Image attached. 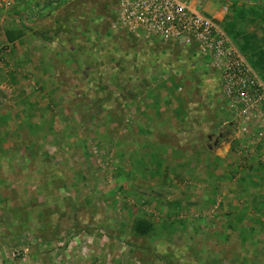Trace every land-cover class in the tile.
I'll use <instances>...</instances> for the list:
<instances>
[{"label": "rangeland", "instance_id": "obj_1", "mask_svg": "<svg viewBox=\"0 0 264 264\" xmlns=\"http://www.w3.org/2000/svg\"><path fill=\"white\" fill-rule=\"evenodd\" d=\"M195 1L196 8L210 17V9L218 11L222 20L213 19L264 81V0ZM16 2L5 22L11 26L10 37L48 35L60 42V48H72L85 39L92 55L81 64L96 69L82 73L88 75L82 80L86 83L90 78L93 84L82 89L80 105L53 103L50 123L57 132L45 146L0 147L4 169L15 170L7 166L10 160L17 169V174L4 176L8 183L0 184V258L7 262L3 264H26L35 247L41 248L39 257L51 253L56 262L68 264H264L252 258L249 249L236 246V239L251 235L237 231L246 217L220 213L224 203L245 207L237 192L234 196L227 190L239 172H226L223 186L213 188L208 204L185 215L189 209L182 199L174 201L157 186L134 183V162L122 157L131 150L117 147L119 138L133 126L132 108L142 100L141 93L152 87L158 94H152L154 89L151 97L165 91L164 96L181 97L184 103L196 100L193 118L201 116L202 106L207 119L214 112L215 122L224 114L227 119L229 110L220 98L215 72L198 64L185 46L157 48L128 35L121 43L118 37L111 42L107 31L113 36L109 29L115 14L112 0ZM33 88L40 90L37 83ZM64 89L71 103L72 87ZM64 107L68 118H62ZM186 111L185 105L182 113ZM222 138L227 137L209 133L199 135L197 141L203 146L208 143L210 150ZM138 218L152 223L147 234L133 230ZM13 248L28 250L10 260ZM257 255L264 258V250Z\"/></svg>", "mask_w": 264, "mask_h": 264}, {"label": "crops", "instance_id": "obj_2", "mask_svg": "<svg viewBox=\"0 0 264 264\" xmlns=\"http://www.w3.org/2000/svg\"><path fill=\"white\" fill-rule=\"evenodd\" d=\"M16 1L11 8L0 10V47L3 48L0 50V57L3 59L0 64V147H43L57 132L56 127L50 123L55 112L53 103L59 107L78 103L80 105L83 101L82 89L86 84H93L90 78L85 83L82 78H87L88 75L84 76L82 73H90L96 67L90 63L81 64L88 55H92L88 45L90 41L85 39L80 45H71L72 48H60V42L48 35L36 37L26 33L16 38L10 37L11 26L7 27L5 22L8 20V12L18 4ZM195 2L190 1V5L197 9ZM209 11L213 18L222 20L223 17L218 16L217 10ZM112 31L114 37L107 31L108 38L112 42L118 37L120 39L117 41L121 43L125 37L118 35L115 30ZM151 44L160 47L155 41ZM94 49L99 51L96 47ZM185 51H192L198 64H204L213 71L207 60L195 53L193 48L186 47ZM36 83L40 87L39 91L32 89ZM64 87H72L71 103L66 97L68 90ZM154 89L156 91L152 92ZM151 92L158 94L155 87L141 93L142 100L136 102V109L132 108L133 126L119 138L121 141L119 140L120 144L117 146L123 150L128 147L133 152V156L130 151L127 156L124 154L122 157L128 158L130 163L134 162V183L154 185L163 192H169L171 200L182 199L186 205L184 206L189 209L185 215H191L195 207L203 208L208 204L215 186L219 183L223 186L226 172H239L240 177L237 175L233 179V186L229 185L227 190L234 196L237 192V196L245 200V207L242 210L240 206L224 203L220 213L225 215L232 211L246 217L244 225L242 228L238 227L237 231H246L251 235L236 239V246L240 250L249 249L252 258L264 262V258L257 255L259 249L264 250V139L256 144H248L249 137L239 135L232 123L230 111L227 119L224 114V119L215 122L216 112L207 119L206 112L203 113V107L200 106L201 116L197 118L195 115L193 118L192 112L198 108L197 101H193V98L184 103L181 97L164 96L165 91L160 97H151ZM185 105L189 112L182 113ZM66 108H60L62 118H68ZM211 114L213 115V110ZM112 117L108 116V120ZM197 119L199 121L196 124ZM209 133L216 137L221 133L227 138L218 139L209 150L206 148L208 143L204 147L197 141L199 135L206 136ZM175 134L186 137L179 139L173 137ZM1 150L2 148L0 157ZM10 161H7V166L15 168L14 171H6L0 158V184L8 183L7 177L4 178L6 174H17L15 163ZM42 250L47 251L44 246ZM38 252H41V248L35 247L26 264H68L65 261L56 262L51 253L39 257ZM0 262L7 263L1 258Z\"/></svg>", "mask_w": 264, "mask_h": 264}, {"label": "built area", "instance_id": "obj_3", "mask_svg": "<svg viewBox=\"0 0 264 264\" xmlns=\"http://www.w3.org/2000/svg\"><path fill=\"white\" fill-rule=\"evenodd\" d=\"M15 1L0 0V10L11 8ZM112 1V30L137 41H155L160 47L176 44L193 48L215 72L220 98L239 135L249 137L248 144L264 139V81L213 17L195 9L188 0ZM27 250L13 248L10 259Z\"/></svg>", "mask_w": 264, "mask_h": 264}, {"label": "trees", "instance_id": "obj_4", "mask_svg": "<svg viewBox=\"0 0 264 264\" xmlns=\"http://www.w3.org/2000/svg\"><path fill=\"white\" fill-rule=\"evenodd\" d=\"M133 230L137 233V234H147L152 227V223L148 220H145L143 218H138L133 222Z\"/></svg>", "mask_w": 264, "mask_h": 264}]
</instances>
